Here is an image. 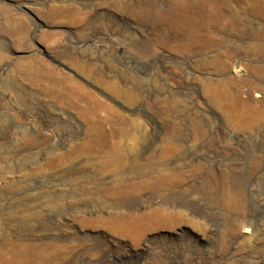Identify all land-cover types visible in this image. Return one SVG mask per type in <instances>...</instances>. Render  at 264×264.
<instances>
[{"label":"rangeland","instance_id":"374dc122","mask_svg":"<svg viewBox=\"0 0 264 264\" xmlns=\"http://www.w3.org/2000/svg\"><path fill=\"white\" fill-rule=\"evenodd\" d=\"M260 93L264 0H0V264H264Z\"/></svg>","mask_w":264,"mask_h":264},{"label":"bare ground","instance_id":"6f19581e","mask_svg":"<svg viewBox=\"0 0 264 264\" xmlns=\"http://www.w3.org/2000/svg\"><path fill=\"white\" fill-rule=\"evenodd\" d=\"M228 77H229V76H228ZM233 79H234V78H233ZM248 92H249V91H248ZM259 92H260V91H259ZM249 94H250V93H249ZM249 94H248V97H249ZM263 94H264V93H260V94H258V95L256 94V96L254 95V96H255V99H257V101H258V100H261V98H263ZM246 95H247V94H246ZM251 95H252V94H251ZM244 96H245V95H244ZM252 96H253V95H252ZM245 97H246V96H245ZM253 98H254V97H253ZM247 99H248V98H247ZM250 99H251V97H250ZM251 100H252V99H251ZM251 100H250V101H251ZM255 102H256V101H255ZM231 108H232V107H231ZM229 110H230V109H229ZM243 110H244V109H243ZM236 111H238V109H237ZM245 111H246V110H245ZM238 112H239V111H238ZM242 113H244V112H242ZM246 113H247V111H246ZM246 113H244V114H246ZM239 114H240V113H239ZM250 114H252V112H251V113H248L249 116H250ZM252 115H254V114H252ZM240 116H241V115H240ZM243 116H244V115H243ZM244 117H245V116H244ZM246 117H247V116H246ZM249 119H251V117H250V118H247V120H249ZM114 156H115V155H114ZM132 157H133V155H132ZM152 157H153V156H152ZM113 158H115V157H113ZM113 158H112V159H113ZM142 158H143V157H142ZM147 158H148V157H147ZM149 158H151L150 155H149ZM115 159H116V158H115ZM135 160H136V158H135ZM151 160H152V159H151ZM114 161H115V160H114ZM143 161H144V160H143ZM144 162H145V161H144ZM142 164H143V162H142ZM138 165H139V164H138ZM143 165H144V164H143ZM149 169H151V168H149ZM142 174H143V173H142ZM189 208H190V207H189Z\"/></svg>","mask_w":264,"mask_h":264}]
</instances>
